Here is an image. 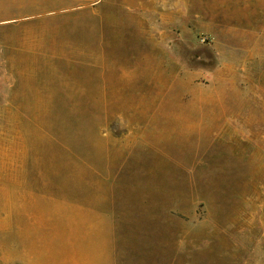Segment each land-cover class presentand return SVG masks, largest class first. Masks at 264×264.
<instances>
[{
  "label": "rangeland",
  "instance_id": "374dc122",
  "mask_svg": "<svg viewBox=\"0 0 264 264\" xmlns=\"http://www.w3.org/2000/svg\"><path fill=\"white\" fill-rule=\"evenodd\" d=\"M0 264H264V0H0Z\"/></svg>",
  "mask_w": 264,
  "mask_h": 264
}]
</instances>
